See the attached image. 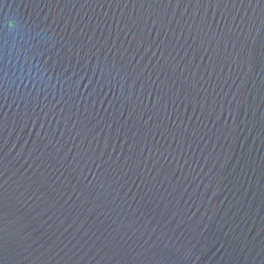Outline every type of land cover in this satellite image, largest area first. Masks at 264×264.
I'll return each mask as SVG.
<instances>
[{
    "label": "water",
    "instance_id": "water-1",
    "mask_svg": "<svg viewBox=\"0 0 264 264\" xmlns=\"http://www.w3.org/2000/svg\"><path fill=\"white\" fill-rule=\"evenodd\" d=\"M0 264H264V0H0Z\"/></svg>",
    "mask_w": 264,
    "mask_h": 264
}]
</instances>
